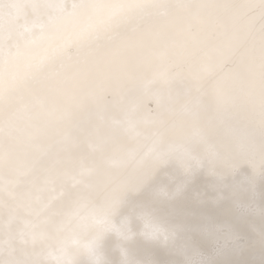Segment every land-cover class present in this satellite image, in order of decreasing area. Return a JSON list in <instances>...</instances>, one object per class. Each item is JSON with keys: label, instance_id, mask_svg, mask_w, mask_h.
I'll return each mask as SVG.
<instances>
[{"label": "snow or ice", "instance_id": "6c2138e0", "mask_svg": "<svg viewBox=\"0 0 264 264\" xmlns=\"http://www.w3.org/2000/svg\"><path fill=\"white\" fill-rule=\"evenodd\" d=\"M246 189L264 0H0V264H264Z\"/></svg>", "mask_w": 264, "mask_h": 264}, {"label": "clouds", "instance_id": "9594fccd", "mask_svg": "<svg viewBox=\"0 0 264 264\" xmlns=\"http://www.w3.org/2000/svg\"><path fill=\"white\" fill-rule=\"evenodd\" d=\"M260 194L255 190H244L233 202L231 215L243 218L249 227L260 238V242L264 243V206L259 202ZM227 244L231 249L239 255L246 249V243L242 242L238 234H233Z\"/></svg>", "mask_w": 264, "mask_h": 264}, {"label": "bare ground", "instance_id": "6f19581e", "mask_svg": "<svg viewBox=\"0 0 264 264\" xmlns=\"http://www.w3.org/2000/svg\"><path fill=\"white\" fill-rule=\"evenodd\" d=\"M257 248L264 249V243H261L260 240L257 241Z\"/></svg>", "mask_w": 264, "mask_h": 264}]
</instances>
